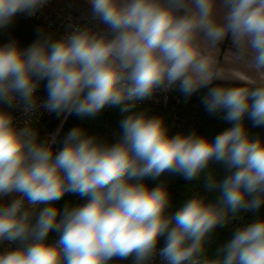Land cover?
I'll list each match as a JSON object with an SVG mask.
<instances>
[{"label": "clouds", "instance_id": "obj_1", "mask_svg": "<svg viewBox=\"0 0 264 264\" xmlns=\"http://www.w3.org/2000/svg\"><path fill=\"white\" fill-rule=\"evenodd\" d=\"M48 3L0 0V29ZM88 3L90 20L105 29L70 26L59 39L41 30L27 48L15 40L0 44V244H18L0 251V264H152L157 256L164 264H264V219L236 228L209 251L218 226L264 205V139L245 125L247 117L264 126V0ZM226 37L235 51L221 64L218 45ZM230 79L242 83L210 87ZM177 85L186 97L207 88L205 110L222 111L232 126L212 140L195 131L169 135L164 117L133 111L135 102ZM109 105L130 113L115 143L74 127L59 150L55 134L41 140L31 121L17 126L4 110L91 117ZM213 162L226 175L211 170ZM165 172L187 181L203 175L215 201L193 193L169 214L167 186L142 182ZM12 193L19 198L4 202ZM66 193L87 202L55 206ZM40 204L48 206L36 213ZM52 232L57 238L49 242Z\"/></svg>", "mask_w": 264, "mask_h": 264}, {"label": "trees", "instance_id": "obj_2", "mask_svg": "<svg viewBox=\"0 0 264 264\" xmlns=\"http://www.w3.org/2000/svg\"><path fill=\"white\" fill-rule=\"evenodd\" d=\"M41 30L45 35H51L54 39L61 37L54 36L49 33L42 23L35 19L20 13L15 16L12 23L3 29H0V44L7 43L11 40L18 42L21 48H27L39 36ZM46 81H41L39 90L46 93ZM226 85V86H239L238 82L214 81L213 85ZM208 89L201 88L191 96L186 97L180 90L178 85L173 88L172 96H178L179 102L175 100L168 106H154V105H136L133 109L135 112H143L148 116H161L164 117L165 125L168 128L169 135L189 134L195 131L198 135L206 136L209 140L215 138L216 135L231 127V123L223 119L224 113H209L205 110L202 104V98L206 95ZM66 113L57 114L53 113L51 116H46L41 119L36 126L39 132V138L45 140L48 134L56 130ZM130 113L120 111V106H106L95 116L80 117L75 114L68 115L57 137L56 146L63 147V139L74 127H79L84 130L86 135L96 136L100 141L106 143H115L121 133L120 122ZM245 125L249 134L254 138L264 139V126L253 127L252 121L245 118ZM211 170L219 171L220 177L226 175L222 165L213 162L210 165ZM135 182V181H133ZM148 187L152 188L159 184H165L169 190L171 197V204L168 209L169 214L174 213L183 204V202L190 197L193 193H199L204 196L207 202H214L218 193L209 191L203 187L205 179L203 175L193 181H187L182 176L172 174L169 172L163 173L156 179L144 178L142 181ZM87 202L86 197H80L78 194L66 193L64 197L54 202L55 206L63 208L65 205L77 206ZM48 205L40 204L35 208L38 213L43 207ZM26 208L30 207L27 204ZM236 219L230 218L229 221L222 227L218 226L211 236L209 241V251L214 253L216 249L221 247L227 242L233 231L245 224L251 223L256 219H264V205L256 211H240ZM35 219V217H33ZM57 238V234L52 232L49 234V240L53 242ZM164 238L162 237L159 245L164 246ZM112 264H129L128 261H114Z\"/></svg>", "mask_w": 264, "mask_h": 264}, {"label": "built area", "instance_id": "obj_3", "mask_svg": "<svg viewBox=\"0 0 264 264\" xmlns=\"http://www.w3.org/2000/svg\"><path fill=\"white\" fill-rule=\"evenodd\" d=\"M24 14V13H23ZM27 15V14H25ZM29 16V15H27ZM36 21L43 24L45 29L54 36L63 37L68 32L71 31L70 26H89L92 27L94 30H102L105 29V26L99 24V22L91 21L90 15L85 17L77 16L74 12H72L67 6L64 4L59 3L57 0H49V3L45 5L42 9L36 12L35 15L29 16ZM173 88L167 91L164 90H157L150 98L137 101L135 102L136 105H154V106H168L171 104L173 100L176 103L179 102L178 96H172ZM37 96L39 97L40 103L47 98V93L40 92L39 88L37 90ZM4 110L10 112L15 117V123L17 126L22 127L26 120H29L34 125L35 129L36 126L39 124L42 118L46 116H51L54 112H49L43 107H39L34 114L26 115L22 107L14 106L12 108H8L4 106ZM60 128L58 127L56 130L48 134L50 135L55 134L56 138L60 133ZM53 148L59 150V147L53 145ZM19 198V194L15 197ZM18 244H10L7 241H4L0 244V251H7L12 248L17 247ZM160 247V246H158ZM129 264H132L131 259L129 260ZM152 264H164L163 261L157 256L154 258Z\"/></svg>", "mask_w": 264, "mask_h": 264}, {"label": "crops", "instance_id": "obj_4", "mask_svg": "<svg viewBox=\"0 0 264 264\" xmlns=\"http://www.w3.org/2000/svg\"><path fill=\"white\" fill-rule=\"evenodd\" d=\"M70 4L73 6L74 11L75 12H82L85 10H89L91 11V6L88 3V0H70L69 1ZM106 27V26H105ZM219 49H220V53H219V57L218 59L220 60L221 64H224V57L229 53V52H234L235 49L232 45V41L230 38L226 37L224 39L223 42H221L218 45ZM236 75H239V72L235 73ZM252 75H254V73H250ZM219 81H226V82H238V83H242L240 80L238 79H230V80H219Z\"/></svg>", "mask_w": 264, "mask_h": 264}, {"label": "rangeland", "instance_id": "obj_5", "mask_svg": "<svg viewBox=\"0 0 264 264\" xmlns=\"http://www.w3.org/2000/svg\"><path fill=\"white\" fill-rule=\"evenodd\" d=\"M59 3L64 4L65 6H67L72 12H74L77 16L80 17H85L91 14V11L89 10H85L82 12H75L73 6L70 4V0H57ZM17 196V193H12L7 197H3V201L4 202H11V200L15 199V197ZM27 204V203H26Z\"/></svg>", "mask_w": 264, "mask_h": 264}, {"label": "water", "instance_id": "obj_6", "mask_svg": "<svg viewBox=\"0 0 264 264\" xmlns=\"http://www.w3.org/2000/svg\"><path fill=\"white\" fill-rule=\"evenodd\" d=\"M69 114H65V116H64V118H63V120H62V122H61V124H60V126H59V128L61 129L62 128V126H63V124H64V122H65V120H66V118H67V116H68ZM49 242H51V240H49Z\"/></svg>", "mask_w": 264, "mask_h": 264}]
</instances>
